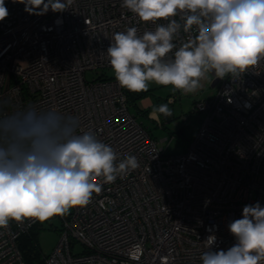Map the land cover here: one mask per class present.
I'll use <instances>...</instances> for the list:
<instances>
[{"label": "built area", "instance_id": "built-area-1", "mask_svg": "<svg viewBox=\"0 0 264 264\" xmlns=\"http://www.w3.org/2000/svg\"><path fill=\"white\" fill-rule=\"evenodd\" d=\"M5 6L4 111L55 108L78 118L77 130L94 132L118 158L128 153L139 160L111 184L97 178L102 191L70 209L43 264H201L206 228L217 237L214 250L230 247L235 241L227 223L240 218L245 204L264 206V61L236 79L216 78L215 93L193 104L201 116L184 150L167 154L129 111L124 88L98 71L110 67L106 49L114 32L136 27L142 35L156 24L140 21L121 0H73L66 11L44 15L29 14L19 0ZM188 37L181 32L174 42ZM87 70L96 77L87 79ZM38 220L0 228V264H29L18 240ZM76 240L80 251H74Z\"/></svg>", "mask_w": 264, "mask_h": 264}, {"label": "clouds", "instance_id": "clouds-1", "mask_svg": "<svg viewBox=\"0 0 264 264\" xmlns=\"http://www.w3.org/2000/svg\"><path fill=\"white\" fill-rule=\"evenodd\" d=\"M19 2L29 14L44 15L66 11L73 0ZM121 6L140 21L156 24L142 35L136 27L112 34L108 63L119 86L129 91H147L155 83L194 93L209 74L236 79L264 61V0H121ZM8 14L0 0V21ZM181 32L189 37L177 44ZM6 104L0 101V228L25 218L64 216L102 191L97 178L111 184L139 167L136 155L124 153L120 159L94 132L78 131L72 115L34 105L5 112ZM159 114L171 117L167 103L155 106L150 116L159 119ZM226 227L235 241L226 250H214L217 237L206 228L210 234L201 264L264 262L259 201L245 204L240 218Z\"/></svg>", "mask_w": 264, "mask_h": 264}, {"label": "rangeland", "instance_id": "rangeland-1", "mask_svg": "<svg viewBox=\"0 0 264 264\" xmlns=\"http://www.w3.org/2000/svg\"><path fill=\"white\" fill-rule=\"evenodd\" d=\"M103 74L114 76L111 67L99 68ZM96 72L87 70L85 75L87 79L96 77ZM213 76L211 74L201 81V88L194 93L184 94L180 90H174L171 85L161 86L155 83H150L148 93L145 95L148 98L139 100V109L142 114H137L133 105L129 104V111L136 114L138 121H142L147 125L151 135L157 140L159 146L164 147L167 154H176L184 150L187 142L193 136L199 124L198 119L201 116L200 112L193 110L194 102L210 97L216 91V86H211ZM167 103L171 109L172 115L168 120H163L161 114L159 119L152 118L150 114L153 108L160 104ZM143 124V125H144ZM181 127V133L173 132L176 128ZM173 130V131H172ZM171 139H167L170 137ZM70 211V210H69ZM69 213V212H68ZM64 216L54 215L44 221L38 220L36 227V244L43 255L49 254L58 242L63 228ZM83 245L76 240L74 243V251H80Z\"/></svg>", "mask_w": 264, "mask_h": 264}, {"label": "trees", "instance_id": "trees-1", "mask_svg": "<svg viewBox=\"0 0 264 264\" xmlns=\"http://www.w3.org/2000/svg\"><path fill=\"white\" fill-rule=\"evenodd\" d=\"M124 91L126 94L128 105L131 103L137 114H142L141 110L139 109L138 102L141 98L145 97V95L148 93V90L141 92H132L127 89H124ZM144 126H146V129L148 130L147 125L144 124ZM181 131V127H178L173 132L180 134ZM36 224L37 223H35L27 233L22 234L18 240L19 247L22 250L23 256L29 264H43V254L40 252L35 240L37 232L35 227Z\"/></svg>", "mask_w": 264, "mask_h": 264}, {"label": "water", "instance_id": "water-1", "mask_svg": "<svg viewBox=\"0 0 264 264\" xmlns=\"http://www.w3.org/2000/svg\"><path fill=\"white\" fill-rule=\"evenodd\" d=\"M216 81H217V79H216V78H215V79H213V80L211 81V86H214V85H215V83H216ZM161 116H162V119H163L164 121L169 119L168 117H164V116H163V114H161Z\"/></svg>", "mask_w": 264, "mask_h": 264}, {"label": "crops", "instance_id": "crops-1", "mask_svg": "<svg viewBox=\"0 0 264 264\" xmlns=\"http://www.w3.org/2000/svg\"><path fill=\"white\" fill-rule=\"evenodd\" d=\"M145 98H148V97H147V96H145V97L141 98V99H140V101H142V100H143V99H145ZM148 99H150V98H148Z\"/></svg>", "mask_w": 264, "mask_h": 264}]
</instances>
